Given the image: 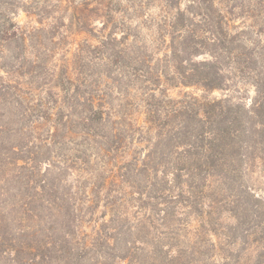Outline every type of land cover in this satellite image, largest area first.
<instances>
[{"label":"trees","instance_id":"1","mask_svg":"<svg viewBox=\"0 0 264 264\" xmlns=\"http://www.w3.org/2000/svg\"><path fill=\"white\" fill-rule=\"evenodd\" d=\"M0 264H264V0H0Z\"/></svg>","mask_w":264,"mask_h":264},{"label":"rangeland","instance_id":"2","mask_svg":"<svg viewBox=\"0 0 264 264\" xmlns=\"http://www.w3.org/2000/svg\"><path fill=\"white\" fill-rule=\"evenodd\" d=\"M17 20L21 23H24L27 20L26 14L25 13H20L18 16ZM247 96H253V93H249Z\"/></svg>","mask_w":264,"mask_h":264}]
</instances>
